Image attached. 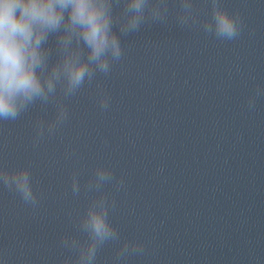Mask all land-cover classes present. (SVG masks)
Listing matches in <instances>:
<instances>
[{
    "label": "clouds",
    "instance_id": "9594fccd",
    "mask_svg": "<svg viewBox=\"0 0 264 264\" xmlns=\"http://www.w3.org/2000/svg\"><path fill=\"white\" fill-rule=\"evenodd\" d=\"M206 2L210 17L201 18L195 0H175L176 26L195 27L222 42L238 39L244 27L239 12L230 13L221 0ZM171 14L169 0H0V126L20 120L36 106L45 112L51 106L52 117H38L33 125L32 145L39 147L69 121L67 102L98 75H110L121 61V36L145 24L168 25ZM261 97L264 86L256 85L248 109L254 110ZM98 102L102 110L109 109L106 93L101 91ZM34 183L31 164L12 169L0 165V186L36 209L42 194ZM108 185L116 191L125 188L123 177L117 178L109 166L97 165L83 184L79 172L72 174L73 196L82 190L93 195L76 218L78 234L60 237V247L73 254L63 264H98L99 253L109 244L115 246L111 264L145 255L143 241L122 238L111 222L116 201L105 191ZM3 264H8L6 258Z\"/></svg>",
    "mask_w": 264,
    "mask_h": 264
}]
</instances>
